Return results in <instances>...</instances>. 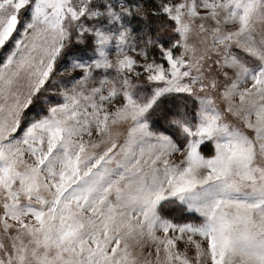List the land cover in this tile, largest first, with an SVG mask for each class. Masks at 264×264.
<instances>
[{"label":"snow or ice","instance_id":"snow-or-ice-1","mask_svg":"<svg viewBox=\"0 0 264 264\" xmlns=\"http://www.w3.org/2000/svg\"><path fill=\"white\" fill-rule=\"evenodd\" d=\"M0 264H264V0H0Z\"/></svg>","mask_w":264,"mask_h":264}]
</instances>
